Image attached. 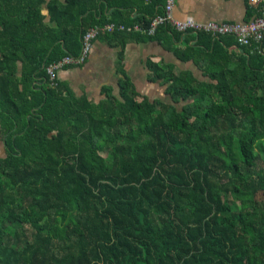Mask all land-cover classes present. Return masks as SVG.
Returning a JSON list of instances; mask_svg holds the SVG:
<instances>
[{"label":"trees","instance_id":"obj_1","mask_svg":"<svg viewBox=\"0 0 264 264\" xmlns=\"http://www.w3.org/2000/svg\"><path fill=\"white\" fill-rule=\"evenodd\" d=\"M100 2L127 5L0 0V264H264V39L111 34L162 41L202 79L149 62L173 104L128 78L94 104L47 68L89 28L148 26L165 4L97 20Z\"/></svg>","mask_w":264,"mask_h":264},{"label":"crops","instance_id":"obj_2","mask_svg":"<svg viewBox=\"0 0 264 264\" xmlns=\"http://www.w3.org/2000/svg\"><path fill=\"white\" fill-rule=\"evenodd\" d=\"M50 1L47 0V3ZM119 1L127 5L114 9L107 3L100 2L92 14L97 20L102 17L110 19L115 10L121 11L122 16L128 13L132 17L139 15L137 7L127 8L133 5L134 0ZM254 10L251 0H176L173 14L178 20L192 19L200 23H246L253 18L251 13ZM44 14L47 17L46 21L49 22L51 17L47 5L44 7ZM149 62L191 71L202 79V72L193 62L183 63L173 51L166 49L162 41L129 39L121 44L113 39L111 34L103 35L94 41L90 57L84 65L64 68L59 72L58 79L62 87L77 99L85 97L94 104L106 100L109 93L120 97L121 83L125 78L132 82L141 96L149 98L150 101L158 100L173 104L172 97L166 93L167 85H164L162 80H152ZM21 69L22 65L19 68L20 73ZM176 106L181 109L183 103ZM0 145L4 148L3 143Z\"/></svg>","mask_w":264,"mask_h":264},{"label":"built area","instance_id":"obj_3","mask_svg":"<svg viewBox=\"0 0 264 264\" xmlns=\"http://www.w3.org/2000/svg\"><path fill=\"white\" fill-rule=\"evenodd\" d=\"M152 0H145L150 3ZM251 4L258 14L246 23H200L192 19L178 20L174 18V8L176 0H165L162 13L152 18L148 26L134 24L127 26L124 24L107 23L89 28L82 38V48L77 56L67 55L61 61L47 68V75L52 82L57 81L58 74L64 68L82 66L90 57L93 43L99 37L117 32L140 33L148 36H155L161 26H169L173 31L180 34L205 33L214 38L221 36H233L238 44L247 46L253 42L259 43L264 39V0H251ZM262 7V10L259 8ZM260 12V14H259Z\"/></svg>","mask_w":264,"mask_h":264},{"label":"rangeland","instance_id":"obj_4","mask_svg":"<svg viewBox=\"0 0 264 264\" xmlns=\"http://www.w3.org/2000/svg\"><path fill=\"white\" fill-rule=\"evenodd\" d=\"M0 156L5 157V150L2 145H0Z\"/></svg>","mask_w":264,"mask_h":264},{"label":"water","instance_id":"obj_5","mask_svg":"<svg viewBox=\"0 0 264 264\" xmlns=\"http://www.w3.org/2000/svg\"><path fill=\"white\" fill-rule=\"evenodd\" d=\"M0 144H2V142Z\"/></svg>","mask_w":264,"mask_h":264}]
</instances>
